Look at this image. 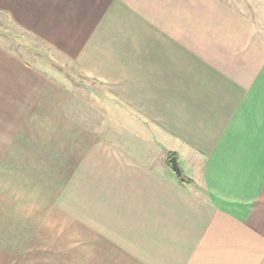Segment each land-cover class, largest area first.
Here are the masks:
<instances>
[{"label":"crops","instance_id":"1","mask_svg":"<svg viewBox=\"0 0 264 264\" xmlns=\"http://www.w3.org/2000/svg\"><path fill=\"white\" fill-rule=\"evenodd\" d=\"M250 7L264 0H0L92 87L80 99L0 43V264L71 263L75 236L90 264H264Z\"/></svg>","mask_w":264,"mask_h":264},{"label":"rangeland","instance_id":"2","mask_svg":"<svg viewBox=\"0 0 264 264\" xmlns=\"http://www.w3.org/2000/svg\"><path fill=\"white\" fill-rule=\"evenodd\" d=\"M250 8L254 11L253 13H259L258 17H260V14H264V7ZM0 43L6 45L10 51L14 52L18 57L31 64L37 70L50 75L53 79L71 85L74 94H81L80 99L85 100L90 98V89L92 87L89 81L85 80L77 72L72 60L24 30L14 27L11 20L2 12H0ZM80 86H83L87 90L85 92L77 90ZM98 97H101V95H98ZM81 113L83 115L86 114L82 109ZM83 238L80 236H75V238L71 237L68 249H72L70 253L71 259L75 258L76 260L68 264H74L75 262H77L76 264L92 263L89 258L90 248L88 245L85 246V252L83 248L80 249L79 243L78 251L74 250V240L76 239V241L78 240L80 242L84 241ZM80 259L84 261H80Z\"/></svg>","mask_w":264,"mask_h":264},{"label":"water","instance_id":"3","mask_svg":"<svg viewBox=\"0 0 264 264\" xmlns=\"http://www.w3.org/2000/svg\"><path fill=\"white\" fill-rule=\"evenodd\" d=\"M169 165L171 167V169L174 171V173L176 174L178 180L180 181V178H182L183 172L178 164V160H177V156L176 155H172L169 159Z\"/></svg>","mask_w":264,"mask_h":264},{"label":"trees","instance_id":"4","mask_svg":"<svg viewBox=\"0 0 264 264\" xmlns=\"http://www.w3.org/2000/svg\"><path fill=\"white\" fill-rule=\"evenodd\" d=\"M186 181H188V179L185 177V176H183L182 178H180V182L182 183V182H186Z\"/></svg>","mask_w":264,"mask_h":264}]
</instances>
